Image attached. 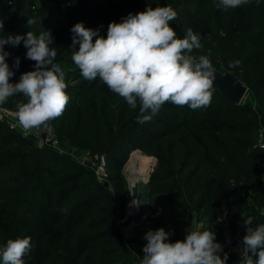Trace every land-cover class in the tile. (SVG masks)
<instances>
[{
	"label": "trees",
	"instance_id": "trees-1",
	"mask_svg": "<svg viewBox=\"0 0 264 264\" xmlns=\"http://www.w3.org/2000/svg\"><path fill=\"white\" fill-rule=\"evenodd\" d=\"M75 1L55 0L62 6L44 14L34 0H0V38L21 35L12 27L19 18L26 20L24 35L39 26L34 34L50 31L53 40H59L58 32L71 31L79 23L83 7L87 26L107 36L110 23L147 8L146 0H77L80 6ZM217 3L193 0L190 7L176 11L170 26L177 38L182 39L188 28L199 34L202 47L191 55L207 56L213 68L241 79L247 87L244 95H249L245 102L244 95L238 103L228 101L213 87L208 106L192 109L165 103L150 122L140 124L139 103L132 109L99 77L89 81L78 68L70 70L72 41L49 44L57 52L54 63L65 72L70 100L63 114L47 124L70 147L85 150L92 158L105 156L115 194L97 181L92 170L50 147L37 146L0 117V247L9 239L31 237L26 264H135V257L143 259L149 230L164 228L171 233L169 241L175 242L200 222L202 231L212 230L220 242L224 234L218 218L223 208L232 231L249 215L250 203L264 211V148L257 143L256 110V106L264 110V0L229 10L217 8ZM24 5L26 13L21 10ZM28 20L34 23L28 25ZM5 47L10 53L6 62L15 73L11 83L35 70L23 42ZM18 102L26 98L10 97L0 107L15 115ZM134 145L145 151L142 160L148 173L155 163L148 180V204L117 222L126 198L122 167ZM162 201L166 203L159 205ZM122 223L130 227L128 236L120 230Z\"/></svg>",
	"mask_w": 264,
	"mask_h": 264
},
{
	"label": "clouds",
	"instance_id": "clouds-1",
	"mask_svg": "<svg viewBox=\"0 0 264 264\" xmlns=\"http://www.w3.org/2000/svg\"><path fill=\"white\" fill-rule=\"evenodd\" d=\"M250 2L218 0L216 7L236 9ZM176 17L170 6L147 7L135 15L130 13L120 23H110L106 38L82 23L71 29L72 44H79L72 60L82 77L89 81L99 77L132 109L139 103L137 123L150 122L165 103L192 109L211 103L215 72L210 59L191 55L202 47L199 34L191 28L184 30L182 39L177 38L170 26ZM32 23L28 20V25ZM21 42L27 49L26 58L35 62V70L22 73L18 82L11 83L15 73L6 62L10 53L4 46ZM51 43L50 31L0 38V105L13 96L26 98V102L17 103L15 113L26 132L59 118L70 100L65 72L54 63L57 52L49 47ZM19 64L17 58L15 66ZM243 217L247 234L242 239L241 264H264V224L253 226L252 218ZM170 235L164 228L149 230L144 236L147 243L140 264H226L228 255L221 258L223 249L212 230H194L175 242L169 241ZM32 247L31 237L9 239L0 247V260L2 264H26L25 257L30 256Z\"/></svg>",
	"mask_w": 264,
	"mask_h": 264
},
{
	"label": "rangeland",
	"instance_id": "rangeland-1",
	"mask_svg": "<svg viewBox=\"0 0 264 264\" xmlns=\"http://www.w3.org/2000/svg\"><path fill=\"white\" fill-rule=\"evenodd\" d=\"M23 1L25 2L26 0H23ZM75 2L77 3V0ZM146 2H147V7H153V8H155V7L170 6L175 11H178V10H181V9H184V8H187V7H190L192 5V3H193V0H146ZM34 3L37 6V8L39 7V8H41V9L44 10V14L45 13H51V12H53L52 9L58 7L59 5L62 6V3H59V4L58 3H55V0H34ZM97 3H94V5H96ZM81 4H82V2L78 1L77 6H80ZM27 8H28V5H27V7L24 5L21 10L24 13H26L25 10ZM86 12H87V8L86 7L85 8L83 7L80 10L78 19H79V23H82L84 25V27L89 28V26H87L88 24L86 23L87 22V18L85 17ZM70 23H73V21H70ZM25 24H26V20L25 19L16 18L14 24L12 25V27H14V29H20L21 35H24V33H25L26 30H23L22 29L24 27L22 25H25ZM37 28H40V27L38 26ZM37 28H35L34 30H32V32L35 31V33H38ZM58 33H59V35L62 36L61 39H59V40L57 39V40H53V41H65V42H69V41H72V39H73V33H72V31H68V30L64 31L63 30V31H60ZM99 36H101V35H99ZM102 37L106 38L107 36H102ZM95 39H96V37H93V42H95ZM5 46H4V48H6ZM78 50H79V44H75L72 47V51L73 52L70 55V57H72L73 53L75 51H78ZM70 63H71V61H70ZM67 64L68 63H65L64 66L66 67ZM76 69H77V67H76V65L73 62V64L70 65V70L72 71V70H76ZM72 83L73 84H76L78 82L77 81H74ZM248 100H249V95L247 93V94L244 95L242 101L245 102V101H248ZM7 116L10 119L13 118V116H11V115H7ZM16 128L23 135L25 133V136L26 137H31V139H33L34 143L37 146H42V147H45L46 145L43 144V142L41 140V136L45 132H47V131H52L53 132V129H52V127H51L50 124H46L44 126H41L40 128H33L32 130L27 131V132L24 131L19 126H17ZM46 147H48V146H46ZM50 148H52V147H50ZM52 149H54L57 152L63 153L64 156L68 157L69 159H72L74 162H76V163H78V164H80V165H82V166L90 169L88 167V161L90 159H92V158L88 155V153L85 150L77 149V148L72 147V146L70 147L68 144H66L65 142L60 141V140H59V145L57 147L52 148ZM135 152H138L135 155L139 159V161H140V159L142 160L143 156L145 157V155H146V153L143 150V148L140 147V146H137V145H134L132 147L129 155H131V154H133ZM140 153H141V156H140ZM129 155H128V158H130L132 156H135V155H131V156H129ZM148 156L154 157L153 155H148ZM141 164L145 168L146 181L143 182V181L139 180V182L137 183V194L138 195H137V199H136L135 202L136 203H139V204L137 205L136 203H134L135 204V209L137 210V212L146 209V206L148 204V201H147L148 200V195H149V184H148V180L149 179L147 180V177H148V174H149L148 173V169H147V166L143 163V160H142V163ZM154 165H155V163H154ZM154 165H153V167H154ZM123 167H124V165H123ZM123 167H122V175H123V179H124V183H125V186H124L125 187L124 194H125V197L126 198H125V202L123 204L122 210L125 211V209L130 205L129 203L131 201V198H130V191H129V188H128V185H127V181H126V177H125V175L127 173L125 171V168H123ZM104 186H106L109 189V191L112 193V195L115 194V189L112 188L109 185V183L104 184ZM163 196L166 197V198L171 197L170 194H163L162 197ZM248 196L251 199L249 201H252V196L250 194ZM163 203H166V202H163L162 201L161 203H158V204L160 205V204H163ZM126 226L127 225H124L123 223L120 224V230H121V232H122V234L124 236L126 235L125 234V230H124L126 228Z\"/></svg>",
	"mask_w": 264,
	"mask_h": 264
},
{
	"label": "built area",
	"instance_id": "built-area-1",
	"mask_svg": "<svg viewBox=\"0 0 264 264\" xmlns=\"http://www.w3.org/2000/svg\"><path fill=\"white\" fill-rule=\"evenodd\" d=\"M7 115H11V116H13V118L10 119ZM0 117L4 118L10 124L11 127L16 128L17 126H19L15 115L11 111H9L3 107H0ZM24 135H25V133H24ZM41 140H42L43 144L48 146V147L54 148V147H57L59 145V139L55 136V134L52 131L45 132L41 136ZM257 143L260 147L264 148V129L261 127H259V129H258ZM88 167L90 168V170L93 171L95 178L97 179V181L99 183H101V184L109 183L108 182V176H107V170H106L105 156L102 153H100V154L96 155L95 157H93L92 159H90L88 161ZM129 206H131V205H129ZM137 213L138 212L136 209L129 211L128 207H127L125 209V211H123L122 216L117 220V222H123L127 218L134 216ZM218 221H219V224H220L222 231H223V234H224V239L222 241L218 242L222 246V249H223L222 252L230 253V252H233L236 250L241 251V249L243 248V243H242L243 238H241V235H240V228H238L236 231H232L230 229L229 221H228V217H227V212H226L225 208L222 209V212L218 218ZM194 230L195 231H202L203 228L196 226L194 223L190 232L194 231ZM125 244L128 245V243H125ZM140 262L141 261L137 257H135L134 263L140 264Z\"/></svg>",
	"mask_w": 264,
	"mask_h": 264
},
{
	"label": "water",
	"instance_id": "water-1",
	"mask_svg": "<svg viewBox=\"0 0 264 264\" xmlns=\"http://www.w3.org/2000/svg\"><path fill=\"white\" fill-rule=\"evenodd\" d=\"M215 72V80L213 87L228 101L233 103H238L243 97L244 93L247 90L246 85L241 81V79H234L230 71H220L216 68H213ZM156 160V159H155ZM153 168H151L150 172ZM148 174L147 180L149 179ZM126 181L130 191V205L131 202H135L137 199V183L141 180V176L134 178L132 181L128 177V172L126 171Z\"/></svg>",
	"mask_w": 264,
	"mask_h": 264
},
{
	"label": "crops",
	"instance_id": "crops-1",
	"mask_svg": "<svg viewBox=\"0 0 264 264\" xmlns=\"http://www.w3.org/2000/svg\"><path fill=\"white\" fill-rule=\"evenodd\" d=\"M256 110L258 113L259 126L264 129V110L260 109L257 106H256ZM244 192L246 195L249 194V190L247 189V187L245 188ZM248 217L252 218L253 226L257 224H264V211L253 203H250L249 205V215L246 218ZM195 225L203 228V225L200 222H195ZM239 228H240L241 238H243L247 234L246 229L244 227V222L240 225ZM124 230L126 234L125 236H128L130 232V227L126 226ZM224 254H225L224 252L220 253L221 258H223ZM227 255H228V259L226 261V264H241L243 257L240 255V251L236 250V251L227 253Z\"/></svg>",
	"mask_w": 264,
	"mask_h": 264
},
{
	"label": "bare ground",
	"instance_id": "bare-ground-1",
	"mask_svg": "<svg viewBox=\"0 0 264 264\" xmlns=\"http://www.w3.org/2000/svg\"><path fill=\"white\" fill-rule=\"evenodd\" d=\"M141 156V153H140ZM125 171L128 172V177L132 181L134 178L138 177V175L141 176V181H146V175H145V168L139 161V159L135 156H132L128 158L125 163L124 167ZM137 206V205H136ZM135 209L134 202H131V206H128V210L131 211Z\"/></svg>",
	"mask_w": 264,
	"mask_h": 264
}]
</instances>
